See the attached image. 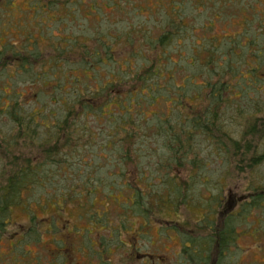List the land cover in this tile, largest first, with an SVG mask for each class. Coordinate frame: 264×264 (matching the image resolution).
I'll return each mask as SVG.
<instances>
[{
	"label": "rangeland",
	"instance_id": "rangeland-1",
	"mask_svg": "<svg viewBox=\"0 0 264 264\" xmlns=\"http://www.w3.org/2000/svg\"><path fill=\"white\" fill-rule=\"evenodd\" d=\"M9 1L13 7L0 3V195L13 167L44 161L48 170L38 174L45 184H30L8 211L0 264H192L184 244L201 238L207 247L229 218L235 241L221 264H264V81L256 79L264 76V0L228 9L214 8L213 0L201 8L190 3L179 31L176 24L163 30L168 21L162 9L145 6L149 0L116 9L98 0H78L80 9ZM247 25L263 51H243L242 76L226 72L234 91L210 104L220 72L206 67L204 48L215 36L250 42ZM47 32L64 38L47 39ZM57 40L62 48L71 44L69 52L55 53ZM225 47L214 48L222 55ZM72 110L78 118L58 140L56 127ZM121 124L133 133L128 141ZM253 125L263 135L246 136ZM46 151L57 154L48 159ZM32 219L37 231L28 234Z\"/></svg>",
	"mask_w": 264,
	"mask_h": 264
},
{
	"label": "trees",
	"instance_id": "trees-1",
	"mask_svg": "<svg viewBox=\"0 0 264 264\" xmlns=\"http://www.w3.org/2000/svg\"><path fill=\"white\" fill-rule=\"evenodd\" d=\"M202 1L203 0H185L184 3L180 4L182 6H180L179 8L172 6V8L170 9L171 11L168 15L169 18L167 17L168 13L166 15L163 14V16L165 17L164 22L168 20L167 23H165V24L163 23V30L165 29V26L166 27L169 26V28H170L171 26H174L175 24L177 25L176 31H179L181 28H185V24H182L181 22H179V16H180V19L183 20L184 15H185V8L189 7L190 3L193 6H198L200 8L204 7V5H197L198 3H201ZM238 2H239V0H213L211 2V6L213 5L214 8L221 7L222 9H228L227 7H229L230 5H237ZM218 4L220 6H217ZM253 7H256V5H254ZM217 14L218 13H216V11H215V12H213V15H212V17L214 16V18L216 20L218 19ZM245 22H248V21H245ZM214 23H215V21L210 22V23H208V25H206V27L212 28V27H214ZM261 25L263 26V24H261ZM245 30H246V34H248V36L249 35L252 36L251 38H248V39H250V42L246 41L243 43L242 40L239 39V40L235 41L234 43L232 41H230V43H228L229 39L227 38V36L226 37H216L215 36L212 38V41H210V46H208L207 48H204L205 54H208V56L210 55V57L208 58L209 60L207 59V61H206V59L204 58V62L206 61V67L210 68L211 66H216L217 70H219V72H220V74H219L220 77L218 78L219 80H218L217 87H216V85L212 84V86L214 88L216 87L215 91L211 94L210 98L207 97V99L210 101V104H213L214 100L216 103H220V102L224 101L223 98H224V95L227 93V91H231V92L234 91V88L232 87L233 83L232 82H230V83L226 82V78L228 76V74H226V72H228V70H231L230 74H232V76L234 78H240V76H242L240 73V67L238 66V63H240L238 61V59H240L239 57H240L241 53H243V51H246V53H247L249 48H251V47L255 51H257V50L263 51V48H261V44H260V43H262L261 38H259L260 36L259 37L255 36L256 35L255 32L253 34H251L250 25H247ZM167 37H169V33H164L163 37L160 38L159 42H161V44L164 45V41ZM244 38L247 39L246 37H244ZM215 39H217V40H215ZM254 39H257V42H255ZM223 42H225V44H226L225 49L228 51L226 53H223L222 55H218L216 52L217 49L214 47L216 44H220ZM203 43H204V41H203ZM255 43H257L256 46H254ZM201 49H202L201 47L199 48L197 46V51H201ZM155 54H156V52H155ZM89 57L92 58L93 56H90L87 53V58H89ZM95 57H96V55H95ZM195 57L199 60V54H195ZM232 57H236V59H234ZM166 58H167L166 55L159 57L158 64L156 67L157 68L156 77L159 76V72L162 70V67L166 66L165 64H162V65L160 64V62L166 61ZM210 58L212 59V61L210 60ZM232 60H234V61L237 60V62H236L237 64L232 65L233 63H235ZM200 61L202 62V59H200ZM204 62H203V64H204ZM101 63H103V62L101 61ZM173 64L176 65L175 62ZM193 65H194V61H193ZM234 66H236V67H234ZM159 77L162 79V76H159ZM248 77L252 79L251 76L248 75ZM243 78L245 79V78H247V76L246 77L243 76ZM117 79H116V81H117ZM256 79H261L264 81V76L256 78ZM190 82H193V81H190ZM118 85H120L119 81H118ZM118 85L115 84L114 85L115 88ZM156 85L157 84H155L153 86L156 87ZM114 86H112V87H114ZM153 86H150V87H153ZM204 86L206 87L205 84H203V87ZM112 87L110 86V87L102 88V89L105 90V89H110ZM97 94H99L98 91H96V95ZM136 94H137V91H136ZM133 96H135V95H133ZM100 97H103V99H105L106 97H109V95H106V97H104V96H100ZM83 99L85 100L86 98H83ZM83 99H80L79 102H83ZM99 99H101V98H99ZM113 100L115 102L118 101L117 98H112L111 101H113ZM69 113H70L69 117H71V118H68L65 121L64 126L58 127V128L56 127V134H57L58 140L61 139V136L63 133L67 134L70 131L69 124L67 123V122H69V119H77L78 118V115L74 113V110L70 111ZM204 115H206V112H204ZM204 115H203V118L205 119V121L210 122L209 119H211V117H208L206 119ZM21 120H23V119L20 116H18V120L16 121V123L17 124L20 123ZM193 126H195V125H193ZM20 128H23V127L20 126ZM257 128H258V125H253V129H251L246 134V136H254L256 133L259 134L260 136L263 135V133L260 130L258 132L255 131V130H257ZM118 129L122 133V136H123L122 139L124 141H128L131 139V136L133 134V133L131 134V132H130L131 129L128 130V132H126L127 129L122 124L120 126H118ZM17 130L19 131L18 128H17ZM53 135H55V134L50 135L51 137L49 136L48 138L53 139ZM50 139L47 140V144L52 143V140H50ZM44 153L46 154L48 159H51L53 155L57 154V152H55L53 154V152H49V151H46ZM261 157L263 158V161H264V155H262ZM258 160L260 162H262L260 159H258ZM43 162L44 161L37 162L36 166H32L30 163H28L27 166H25V167L16 166V167H13L14 170H13V168L11 169V171L9 173V177H8V182L4 185L3 190L1 192V195H0V232L1 233H3L5 230H7L9 227L12 226L11 222L9 221L8 211L10 210V208L12 207L13 204H18V202L21 200V194L23 193L22 190H25L27 187H29L30 184H32V186L36 185V187H38V186L42 187L43 183L46 181V178L39 179L41 177L38 176V174L44 173L46 170H48V169H45V168H48V165L46 163H43ZM263 200L260 199V200H258V202L255 201V202H257V205L251 204L248 208H246V212L250 213L253 209H256L257 207H259L258 203L260 201H263ZM215 211H216V209H215ZM215 211H214V213H211L210 219H213L212 217L214 215H216ZM210 219H209V223H210V226H212L211 231H214V228H213L214 223L213 222L215 220H210ZM31 226H33V227L30 228L29 231L27 230L28 234H30V233L32 234V233H34V231H37L34 228L33 219L31 221ZM22 232H24V229H22ZM25 234H27V232ZM35 234H36V236H34V238H37V233L35 232ZM234 236H235V227L232 224L231 218H229V221L226 222V224H225V228H223L219 232L218 236L216 233L215 237L209 238L210 240L208 241L209 244L207 247L205 246V242L204 241L202 242V239L200 238L194 242L189 241L191 247L186 246L189 244L188 242H187V244H184L185 245L183 247L184 250L190 248L189 251H184V253H186V257H188L189 261L191 260L192 264H206L207 260L209 261V263H207V264H216L213 262L211 263V259L213 257L214 258L216 257L215 256V249H216V246L219 245L218 246V250H219L218 259H219V264H221V262L223 260H225L229 257V256L225 255V252H229L230 246L233 245V243L235 241ZM201 243H203L202 248H201ZM198 249H200V250H198ZM201 253H206V256L202 257ZM193 256H196V257H193ZM193 261H195V262H193ZM56 264H58V262ZM101 264H103V261H101Z\"/></svg>",
	"mask_w": 264,
	"mask_h": 264
},
{
	"label": "flooded vegetation",
	"instance_id": "flooded-vegetation-1",
	"mask_svg": "<svg viewBox=\"0 0 264 264\" xmlns=\"http://www.w3.org/2000/svg\"><path fill=\"white\" fill-rule=\"evenodd\" d=\"M22 2H23V4H27L28 5V7L31 9V8H34V6L36 5V3L38 2V3H45L46 4V8H50V7H60V8H73V7H76L77 9H80L79 7H77L78 5L76 4V2L78 1V0H21ZM91 1L92 0H86L85 2L87 3V4H89V5H91L90 3H91ZM99 2L98 3H100L102 6L101 7H103V8H111V9H116V8H121L122 6H126V3H128L129 4V7L130 8H138V4H136V2H134V1H136V0H98ZM204 1H210V0H203L201 3H198L197 5H203V4H205L204 3ZM13 1H9V0H0V3L2 4V9L3 8H9V7H13L14 6V4L12 3ZM152 2L153 3H155V4H152ZM164 2H167V5H158V4H156V2H155V0H149V4H151L153 7L155 6L156 8H159V9H162V11H163V13L166 15L167 13V17L169 18V13H170V9L172 8V6H174V7H177V8H179L180 6H182V5H180L181 3H184L185 2V0H164ZM170 2H172L173 4H170ZM194 3V2H193ZM196 5V4H195ZM38 6H39V4H38ZM146 7H149V8H151V9H155V7L153 8L152 6H150V5H145ZM165 8H168V10H166L165 12H164V9ZM82 9V8H81ZM49 10V9H48ZM48 10H46L45 11V13L47 14V11ZM80 11V10H79ZM152 11H154V10H152ZM106 13V12H105ZM109 14H110V12H108ZM45 15V14H44ZM45 17H46V15H45ZM85 19H86V17H85ZM97 21H100V19L99 20H97ZM168 21V20H167ZM179 22H181L182 24H183V20H181L180 19V16H179ZM46 24H47V22H46ZM45 24V25H46ZM165 26V25H164ZM47 29H49V27L47 26ZM44 30H46V29H44ZM4 33V36H2V37H4V38H7L10 34H8V33H6V31L4 30L3 31ZM17 34H18V32H16ZM11 34H14V32L12 31L11 32ZM20 34V33H19ZM132 35H133V33H131ZM47 39H57V38H59L58 36H54V35H50L49 34V32H47V35L45 36ZM71 41H73V39H72V37H69V36H67ZM60 38H64V37H60ZM59 38V39H60ZM58 39V40H59ZM56 41V42H54V44H53V51L55 52V53H57V51L60 49V44H59V41ZM33 41V40H32ZM34 42H37L36 40L35 41H33V43ZM42 42V41H41ZM3 43H5V44H8V43H6V42H3ZM83 44V43H82ZM3 46V45H2ZM70 47L71 46V44L69 45V44H67V46H65L64 48H62L61 47V50H64V52L65 53H67V52H69V50H67V47ZM4 47V46H3ZM4 48H6V47H4ZM17 50H18V48H17ZM86 52H90V51H88V49H87V47H86ZM95 52H97V49H96V51ZM15 53V55H17V56H19L20 55V52H14ZM84 54H85V48H82V55L84 56ZM87 54V53H86ZM99 54V53H98ZM100 61H102L103 62V60H102V58L100 59ZM104 63V65H106V62H103ZM14 64L16 65V62L14 61ZM20 66H24V64H22V65H20ZM213 219H210V220H215L214 219V216L212 217ZM210 229L212 230V226H210ZM143 233H141V235H142ZM139 236H140V234H139ZM142 236H144V235H142ZM190 243V242H189ZM185 246V245H184ZM187 247H191V245L190 244H188V245H186ZM167 252V251H166ZM150 258H153L154 256L153 255H148ZM185 257H186V254L184 255ZM159 259V258H158ZM160 260H161V262H164V259L163 258H160ZM215 263V259H213L212 258V260H211V263ZM87 264H90V262H88ZM97 264H101V262H98Z\"/></svg>",
	"mask_w": 264,
	"mask_h": 264
}]
</instances>
